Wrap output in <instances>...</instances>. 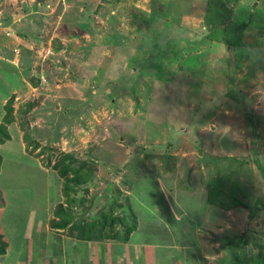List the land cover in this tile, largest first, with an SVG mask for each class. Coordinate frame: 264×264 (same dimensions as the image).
Instances as JSON below:
<instances>
[{"label": "rangeland", "instance_id": "1", "mask_svg": "<svg viewBox=\"0 0 264 264\" xmlns=\"http://www.w3.org/2000/svg\"><path fill=\"white\" fill-rule=\"evenodd\" d=\"M8 110L0 264H77L60 203L134 227L101 240L113 264L264 254V0H0V127Z\"/></svg>", "mask_w": 264, "mask_h": 264}, {"label": "trees", "instance_id": "2", "mask_svg": "<svg viewBox=\"0 0 264 264\" xmlns=\"http://www.w3.org/2000/svg\"><path fill=\"white\" fill-rule=\"evenodd\" d=\"M10 116L11 113L10 110H8L7 114L4 117L5 121L0 127V133L2 136H4V138H10V133L8 132L6 125L11 121ZM67 158L72 159V157L69 154H66L64 156L63 163L61 164L56 163L55 166L57 167L59 173L62 174V176H65L64 178L66 179V181L64 183L65 185L64 191H65V195H67L68 202L71 203V200L69 199L70 197L69 190L71 188L74 189L76 188L77 185H81L82 183L86 182V176L84 173L82 174V171L80 169L82 167L76 168L72 166V163H65L64 161ZM2 161H3V157L0 154V169L2 166ZM69 171L73 172V176L71 177L66 176ZM207 201L209 204L223 209H231L234 206H237L238 204H243L242 201H240L234 195L226 192L221 186H217V185H214L209 188ZM70 208H71L70 206H65L63 203L57 205L56 208L57 219L54 220L52 226L55 228H64V229L68 228L69 234L71 236H75L78 239L106 240V239L114 238V239H121L123 241H127L134 228L132 226L126 225L124 228L125 234L122 235L120 231L116 230L117 225L121 224L122 222L125 223L123 219H121L120 217L113 220L104 218L103 220H101V222L98 223L96 221L74 220L73 213H71ZM99 223H101V225H99ZM107 226L110 227L109 231H107ZM6 246H7V242L4 241L2 235H0V254L6 251ZM236 262L237 264H245L238 256H236ZM253 264H264V254L256 256V258H254Z\"/></svg>", "mask_w": 264, "mask_h": 264}, {"label": "crops", "instance_id": "3", "mask_svg": "<svg viewBox=\"0 0 264 264\" xmlns=\"http://www.w3.org/2000/svg\"><path fill=\"white\" fill-rule=\"evenodd\" d=\"M57 230L63 231L65 229L64 228H57ZM73 237L74 238H72V236H70V237H68L67 240L71 239V240L75 241V245L71 246L72 244H70L69 247L73 248V249H77V252L75 253V260H76L77 264H89V263L92 264V261H89V259H91V257L92 258L95 257L94 260L96 261L97 264H113L110 261H108V260H111L113 257L106 258L108 256V253H109V248H108V246L106 247L107 243H103L104 241H101V240H87V239H78L75 236H73ZM68 243H69V241H68ZM70 243H71V241H70ZM84 244H86V247L88 249L92 245L99 244L98 248L96 250L97 253H94V252L91 251L93 248L90 251L86 247H85V249H83L84 248ZM142 245L143 244H136L135 243L136 252L139 253V254L141 253V251L139 249H141L143 247ZM79 247H80L79 250H81V251L78 250ZM84 252L86 254V258L85 259L83 258V253ZM163 252L164 251L161 250V254ZM69 260H70V262H69ZM95 261H93V264H94ZM41 262L40 263L43 264V261H41ZM69 263H71V259H69V258H67L66 260L63 259L62 256L59 257V259L57 258V264H69ZM48 264H50V262H48Z\"/></svg>", "mask_w": 264, "mask_h": 264}]
</instances>
